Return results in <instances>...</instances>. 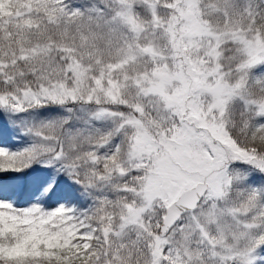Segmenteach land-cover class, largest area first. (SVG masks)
I'll return each instance as SVG.
<instances>
[{"label": "snow or ice", "instance_id": "1", "mask_svg": "<svg viewBox=\"0 0 264 264\" xmlns=\"http://www.w3.org/2000/svg\"><path fill=\"white\" fill-rule=\"evenodd\" d=\"M0 264H264V0H0Z\"/></svg>", "mask_w": 264, "mask_h": 264}]
</instances>
